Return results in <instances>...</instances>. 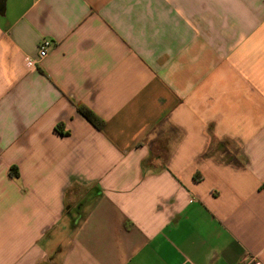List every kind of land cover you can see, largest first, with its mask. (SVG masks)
<instances>
[{
	"label": "crops",
	"instance_id": "0c3cea01",
	"mask_svg": "<svg viewBox=\"0 0 264 264\" xmlns=\"http://www.w3.org/2000/svg\"><path fill=\"white\" fill-rule=\"evenodd\" d=\"M257 262L264 0H0V264Z\"/></svg>",
	"mask_w": 264,
	"mask_h": 264
},
{
	"label": "trees",
	"instance_id": "16d2710c",
	"mask_svg": "<svg viewBox=\"0 0 264 264\" xmlns=\"http://www.w3.org/2000/svg\"><path fill=\"white\" fill-rule=\"evenodd\" d=\"M79 112L96 127V129L102 131L105 127V121L97 116L93 111L90 109L80 106L78 107Z\"/></svg>",
	"mask_w": 264,
	"mask_h": 264
},
{
	"label": "built area",
	"instance_id": "2783aa9c",
	"mask_svg": "<svg viewBox=\"0 0 264 264\" xmlns=\"http://www.w3.org/2000/svg\"><path fill=\"white\" fill-rule=\"evenodd\" d=\"M50 45H51L50 40H43L41 42V44H40V52H39L41 58H44V57L47 56L48 48L50 47ZM33 65H34V61L32 59H30V58H27L26 59V66H33ZM254 264H262V263L257 262V263H254Z\"/></svg>",
	"mask_w": 264,
	"mask_h": 264
}]
</instances>
